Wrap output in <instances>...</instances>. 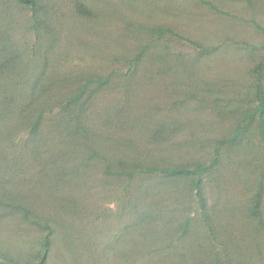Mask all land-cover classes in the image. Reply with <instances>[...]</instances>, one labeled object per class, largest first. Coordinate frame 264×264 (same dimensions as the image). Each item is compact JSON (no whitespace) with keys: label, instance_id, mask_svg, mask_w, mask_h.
Here are the masks:
<instances>
[{"label":"rangeland","instance_id":"obj_1","mask_svg":"<svg viewBox=\"0 0 264 264\" xmlns=\"http://www.w3.org/2000/svg\"><path fill=\"white\" fill-rule=\"evenodd\" d=\"M37 3L35 29L0 0V260L264 264V0ZM231 140L202 174L205 219L192 178L156 171Z\"/></svg>","mask_w":264,"mask_h":264},{"label":"trees","instance_id":"obj_2","mask_svg":"<svg viewBox=\"0 0 264 264\" xmlns=\"http://www.w3.org/2000/svg\"><path fill=\"white\" fill-rule=\"evenodd\" d=\"M17 1L20 5L22 6H29L31 7V11L33 14V19L35 22V26L34 28L37 29L39 26H41L42 24V20L40 19V14H38L39 12V5L37 3V0H15ZM163 32L165 31H160V35H163ZM258 73V71H257ZM85 90L82 89V91L80 93H78L74 98L70 99V101L68 102L69 104H77L80 100H82V98L85 96ZM255 97H256V101H257V105L255 106L254 112L252 114L249 115V117H262L264 115V87H263V81L262 78L259 76L258 77V82H257V86L255 89ZM41 117L38 118L37 121H40ZM233 142V140L231 141H222L219 142L217 144V148L214 151V159L212 161V163L210 165H197L194 169H190L187 168L185 166H177L174 168H169V169H164V170H158L156 171L155 168H151L148 169V172L153 173V172H161L163 175L165 176H170L169 178L172 179H177L180 178V180H182L181 178L186 177V178H192L193 179V183H192V191L195 192V195L198 199V203L199 205H201V210L203 212V214H206V208H207V203H206V199L203 195V177L202 174L207 173L208 171H211L213 169L216 168L217 166V161L218 158L220 156V148L226 144H229ZM128 175L129 177H132L134 175V171L131 172H125V175ZM260 194L258 196L255 197V203L251 209V212L255 215V216H259L260 212L258 210V207L260 206ZM145 215L151 217V218H146L143 217L142 220V224H141V228L144 226V229H142L143 231H155L153 227H150L151 224H149V222L151 221L154 222L156 220L160 221V219H157L156 217H158V215H152L150 213H145ZM205 219H206V215H205ZM188 226L189 223H185L183 225V229L177 231L179 232H183L182 234L186 233L188 231ZM149 228H153V229H149ZM155 233V232H152ZM48 240L46 243V246L48 247ZM48 250L45 251V255L44 257L47 256ZM0 264H7L4 261L0 260Z\"/></svg>","mask_w":264,"mask_h":264}]
</instances>
